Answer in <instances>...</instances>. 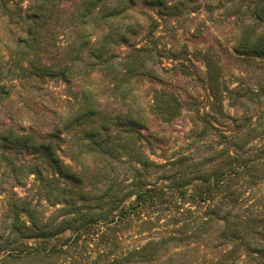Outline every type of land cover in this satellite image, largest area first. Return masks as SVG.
Returning <instances> with one entry per match:
<instances>
[{
  "label": "rangeland",
  "instance_id": "rangeland-1",
  "mask_svg": "<svg viewBox=\"0 0 264 264\" xmlns=\"http://www.w3.org/2000/svg\"><path fill=\"white\" fill-rule=\"evenodd\" d=\"M255 4L264 6L261 0H0V235L28 220L13 206L35 207L41 218L61 207L51 204L63 202L60 195L51 203L43 197L37 172L49 179L54 170L41 145H52L59 160L79 170L72 135L78 126L93 129L110 116L138 118L150 136L143 151L163 165L200 156L189 146L191 130L206 129L205 122L227 132L254 123L257 133L246 142L264 145V58L234 51L246 28L264 29V19L251 15ZM143 47L135 62L124 59ZM88 110L94 115L80 120ZM159 110L174 118L157 117ZM133 142L119 145L103 172L140 168ZM172 168L181 169L148 172L154 178ZM49 189L62 192L52 184ZM255 191L264 196V182ZM246 200L244 206L251 203ZM168 214H148L156 231L138 236L133 228L127 238L162 234ZM188 246L173 249L181 253L176 262L198 264L207 256L202 245ZM229 264L255 262L241 255Z\"/></svg>",
  "mask_w": 264,
  "mask_h": 264
},
{
  "label": "trees",
  "instance_id": "trees-1",
  "mask_svg": "<svg viewBox=\"0 0 264 264\" xmlns=\"http://www.w3.org/2000/svg\"><path fill=\"white\" fill-rule=\"evenodd\" d=\"M255 5L251 15L263 22L264 6ZM145 51V47L135 48L124 59L133 63ZM234 51L264 58V29L246 28ZM160 94L179 106L174 95ZM94 113L81 111V119L75 121ZM155 114H165L167 121L174 118L162 110ZM138 120L123 122L110 116L99 127L73 129L75 157L82 159L76 171L53 154L52 145H41L54 170L49 179L37 172L44 200L51 203L49 199L60 195L63 202L51 203L55 209L61 207L49 218L38 217L35 207L13 206L16 216L28 220L11 224L0 235V264H187L176 262L181 253L173 249L191 244L208 249L198 264H229L241 255L264 264V196L255 191L264 182V145L246 142L257 133L255 124L227 132L205 122L206 129L191 130L194 136L189 146L200 156H182L163 165L143 151V141L148 142L150 136L143 134ZM116 126L121 127L117 132L112 130ZM127 138L138 143L135 157L140 168L109 176L112 172H103L107 160ZM171 166L181 169L156 172L154 178V172H148ZM51 184L62 192L53 194ZM247 198L251 203L244 206ZM165 210L169 213L165 232L127 238L133 228L138 236L155 232L148 214Z\"/></svg>",
  "mask_w": 264,
  "mask_h": 264
}]
</instances>
